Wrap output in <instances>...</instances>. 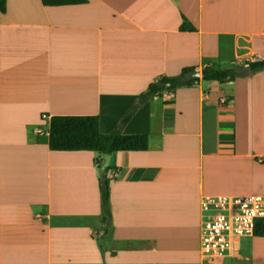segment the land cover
Here are the masks:
<instances>
[{"label":"crops","instance_id":"obj_1","mask_svg":"<svg viewBox=\"0 0 264 264\" xmlns=\"http://www.w3.org/2000/svg\"><path fill=\"white\" fill-rule=\"evenodd\" d=\"M258 59L264 0H7L0 264H264L255 235L239 240L234 258L200 252L203 196L264 195V70L243 73ZM207 66L245 68L231 82L201 77L171 99L165 91L123 126L148 134L149 148L111 154L107 227L103 156L52 150V117L97 115L110 134L152 82Z\"/></svg>","mask_w":264,"mask_h":264},{"label":"trees","instance_id":"obj_2","mask_svg":"<svg viewBox=\"0 0 264 264\" xmlns=\"http://www.w3.org/2000/svg\"><path fill=\"white\" fill-rule=\"evenodd\" d=\"M47 6H61L70 4H84L88 0H42ZM0 11H7V0H0ZM182 30H195V27L187 22L181 26ZM253 73L264 70V59L254 60L248 63ZM241 68H220L207 66L202 70V78L206 81L216 80L226 83L242 77ZM196 67H185L182 72L175 76H161L152 82L136 103L124 115L118 127L110 134L102 133L100 129V118L97 115L78 116H53L49 144L55 151H97L104 156L115 151H142L149 148L148 134H124L122 128L127 124L138 108L155 96H161L165 91H176L181 87H190L200 79L187 80L185 77L195 71ZM171 84L172 86H169ZM102 158L98 161L99 166ZM105 178L106 183L102 182ZM108 174L100 179V190L102 199V221L107 227L112 224V211L110 205V185ZM254 235L264 237V218H258L255 223Z\"/></svg>","mask_w":264,"mask_h":264},{"label":"built area","instance_id":"obj_3","mask_svg":"<svg viewBox=\"0 0 264 264\" xmlns=\"http://www.w3.org/2000/svg\"><path fill=\"white\" fill-rule=\"evenodd\" d=\"M166 95L171 99L174 91L169 90ZM43 118L49 119V116L44 114ZM201 212L200 252L203 259L219 262L234 258L239 240L253 236L256 220L264 218V195H205L201 200Z\"/></svg>","mask_w":264,"mask_h":264},{"label":"water","instance_id":"obj_4","mask_svg":"<svg viewBox=\"0 0 264 264\" xmlns=\"http://www.w3.org/2000/svg\"><path fill=\"white\" fill-rule=\"evenodd\" d=\"M252 72V68L248 65L245 70H244V74H250ZM202 77V72L200 70H195L193 72H191L190 74H188L185 78L187 80L190 79H199ZM111 164V154H105L103 156V163L100 167V175L101 177H104V175L107 173V171L109 170ZM106 179L103 178V183H106Z\"/></svg>","mask_w":264,"mask_h":264},{"label":"rangeland","instance_id":"obj_5","mask_svg":"<svg viewBox=\"0 0 264 264\" xmlns=\"http://www.w3.org/2000/svg\"><path fill=\"white\" fill-rule=\"evenodd\" d=\"M249 240H251V239H249ZM249 240H246V241L244 242V245H245V246L249 244Z\"/></svg>","mask_w":264,"mask_h":264}]
</instances>
